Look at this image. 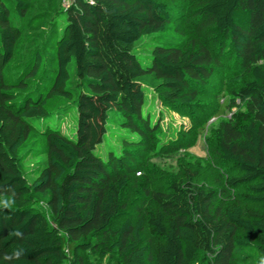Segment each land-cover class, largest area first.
I'll return each mask as SVG.
<instances>
[{"label": "trees", "instance_id": "1", "mask_svg": "<svg viewBox=\"0 0 264 264\" xmlns=\"http://www.w3.org/2000/svg\"><path fill=\"white\" fill-rule=\"evenodd\" d=\"M178 1L72 0L55 40V69L32 90L40 54L16 80L5 75L32 0H0V264L76 263L81 250L93 248L92 237L103 233L114 236L126 264H194L203 252L213 256L212 264H231L236 247L264 255V0H202L193 25L210 40L196 48L155 43L141 57L137 41L177 21L181 8L172 3ZM231 60L233 74L244 78L231 92L248 116L220 122L219 148L239 168L229 183L250 184L249 198L263 209L235 204L223 210L213 192L195 182L198 172L183 167L184 176L151 192L159 210L150 221L165 237L157 252L142 215L112 230L120 194L140 166L134 151L97 152L109 127L136 133L127 144L146 145L155 128L144 112L146 89L167 104L191 106ZM72 110L76 127L67 135L61 127ZM31 132L47 140L50 156L34 186L16 150ZM33 191L48 197L54 225L31 206Z\"/></svg>", "mask_w": 264, "mask_h": 264}, {"label": "rangeland", "instance_id": "2", "mask_svg": "<svg viewBox=\"0 0 264 264\" xmlns=\"http://www.w3.org/2000/svg\"><path fill=\"white\" fill-rule=\"evenodd\" d=\"M72 0H32V5L24 21V33L17 43L14 58L6 67L5 75L9 81L16 80L20 73L33 61L35 55H41L42 63L36 78L30 82L34 90L47 80L55 69V40L59 34L66 7ZM202 0H179L172 7L179 6L182 16L169 28L155 36H144L136 43V51L146 58L153 44L172 42L196 48L200 42H207L210 36H200L195 32V12ZM11 8H13L11 4ZM234 62L217 68L208 84L206 93L188 107L170 105L161 100L158 92L146 89L144 112L155 123L150 141L146 145L127 144L129 138L136 136L131 130L113 124L97 152L106 157L110 151L123 150L136 153L139 166L129 175L128 186L120 194V214L113 220L111 229L115 230L127 218L137 220L145 217L144 231L152 240L154 252L164 242L163 234L156 232L150 221V215L158 212V206L151 192L168 185V178L184 176L183 167L195 170L198 176L195 182L212 191L216 205L223 210L239 204L245 210L263 209V203L249 198L250 184L232 185L230 178L238 175L235 162L226 161L221 154L217 128L223 119L233 115L248 116L243 101L232 95L239 88L243 77L233 74ZM41 85V84H40ZM76 127V112L72 110L62 124V131L72 135ZM22 156V166L31 186L40 180L39 166L49 160L47 140L36 132L21 140L17 146ZM31 206L40 210L54 225L47 205L48 197L33 191ZM166 220L168 218L166 217ZM243 232H239L242 235ZM114 236L110 233L92 237L91 250H81L76 263L72 260L63 264H126L123 254L114 247ZM213 256L201 253L194 264H212ZM231 264H264V255L252 247H236Z\"/></svg>", "mask_w": 264, "mask_h": 264}]
</instances>
